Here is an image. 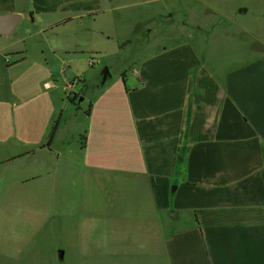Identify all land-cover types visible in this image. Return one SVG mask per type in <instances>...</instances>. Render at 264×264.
I'll list each match as a JSON object with an SVG mask.
<instances>
[{"label":"crops","instance_id":"0c3cea01","mask_svg":"<svg viewBox=\"0 0 264 264\" xmlns=\"http://www.w3.org/2000/svg\"><path fill=\"white\" fill-rule=\"evenodd\" d=\"M167 1H139L149 52L118 84L110 61L105 81L99 67L117 52L98 49L120 46L115 12L135 1L0 0V14L22 16L13 36H0V148L33 147L46 120L43 141L0 166L50 153L52 184L105 228L107 264H123L124 249L129 264H264V51L184 30L185 10L189 24L201 22L200 0L150 11ZM168 23L157 47L152 37ZM82 69L88 77L73 86L68 73ZM39 87L50 94L43 113Z\"/></svg>","mask_w":264,"mask_h":264},{"label":"rangeland","instance_id":"374dc122","mask_svg":"<svg viewBox=\"0 0 264 264\" xmlns=\"http://www.w3.org/2000/svg\"><path fill=\"white\" fill-rule=\"evenodd\" d=\"M124 1L126 3L123 4H131L135 1L137 6L118 9L115 12L119 22L116 28H118V39L121 40L120 46L116 48L114 43L103 42L98 49L103 52V55L105 52L111 54L117 52L116 55L108 58L104 56L103 64L99 67H108L105 63L106 60L110 61L112 80L118 84L122 82L120 81L122 76L125 78L131 74L133 63L149 52L148 38L144 33V13L148 8L139 4L140 0ZM200 1L198 2L200 8L198 13L201 16L199 24L188 23L191 21L188 14L190 10L183 12V18L176 14L177 21L181 22L182 18L184 30L195 31L198 27L203 32L213 30L211 38L216 40V35L220 37L227 50L243 45L246 39L247 54L250 53L249 51H264V0ZM178 3L177 0L167 1V8L164 9L161 6L150 11L163 14L171 11V7L178 6ZM213 3L219 7L206 9L207 4L212 6ZM236 6L239 7L231 8ZM222 22L225 24L220 25ZM169 24L166 25L165 30L162 29L152 37L157 47L159 44L167 43L164 37L173 31V27L169 28ZM239 28L245 32L242 30L240 32ZM222 32L231 33L233 40L228 38L224 41L225 38L219 36ZM246 57L249 56L246 55ZM84 70L87 71V69ZM82 73H84L83 69L68 73L69 81H73V86L77 84L74 80L83 79L89 75ZM81 89L82 85H79L77 91ZM41 91L39 87L37 94L40 97L37 99V108L40 113H43L46 112V104H50V94L48 99L42 96ZM45 121H40L37 132L33 134L35 140L33 147L27 146L25 142L23 145L16 144L14 148L1 147L0 159L14 157L34 149L35 145L44 139ZM70 195L69 189L54 185L50 181V153L48 152H37L24 157L22 161L14 165L0 166V264H64V260H59L61 250L67 251L65 264H95L96 257L103 258V264H107L110 255L107 254L105 228H102L103 231L94 229L93 224L98 219L95 213L83 211L79 206L82 200L78 198L72 201L68 198ZM132 255H134L132 250L124 249L120 254L123 264H129L124 259H129L127 256Z\"/></svg>","mask_w":264,"mask_h":264},{"label":"water","instance_id":"95a60500","mask_svg":"<svg viewBox=\"0 0 264 264\" xmlns=\"http://www.w3.org/2000/svg\"><path fill=\"white\" fill-rule=\"evenodd\" d=\"M22 20V16L18 13L0 14V36L11 37L17 31ZM110 74L106 67L103 70V80L105 81ZM59 260H64V251H59Z\"/></svg>","mask_w":264,"mask_h":264},{"label":"trees","instance_id":"16d2710c","mask_svg":"<svg viewBox=\"0 0 264 264\" xmlns=\"http://www.w3.org/2000/svg\"><path fill=\"white\" fill-rule=\"evenodd\" d=\"M72 102H74V101L72 100ZM55 133H56V126L53 128L52 133H51V135H50V137H49V141H48V143H47L46 146H50V143L52 142V140H53V138H54V136H55ZM28 154H29V153L24 154L23 156H26V155H28Z\"/></svg>","mask_w":264,"mask_h":264}]
</instances>
